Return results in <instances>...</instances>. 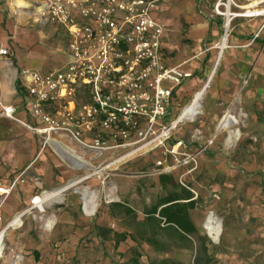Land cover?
<instances>
[{"label":"rangeland","instance_id":"obj_1","mask_svg":"<svg viewBox=\"0 0 264 264\" xmlns=\"http://www.w3.org/2000/svg\"><path fill=\"white\" fill-rule=\"evenodd\" d=\"M22 1L27 9L19 7L17 0H0V9L12 12L16 18L23 15L24 22L19 26L25 29L27 34L41 35L40 44L43 43L47 49L62 56L67 46L65 34L55 31L53 26H44L37 22L36 3L42 0ZM218 2L219 0L214 6L207 7L209 13L201 14L204 21L221 22L217 42L210 40V36L206 37L198 43L202 50H198L197 54L191 51L186 55V62L177 66L184 69L186 65L197 62V73L194 77L204 81L214 70L217 47L224 38V18L217 16L215 12ZM235 2L239 7L225 1V5L231 7L232 13L244 14L245 8L250 4L249 0ZM29 4L32 7H29ZM162 5L163 3L156 12L158 16L162 13ZM254 20L256 19L238 18L231 23L228 49L225 50L213 76L214 80L222 73L235 74L239 64L243 65L244 61V64H249L242 84L243 88H250L251 92L246 111L236 107L229 113V121L234 123L232 131L240 134L237 141L215 145V138L209 131H204L203 123L209 120V115L203 109L195 118H187L171 129L182 110L192 103L194 95L191 94L179 101L177 110L168 120L165 117L156 126L153 136L144 140H133L130 146L111 150L100 160L94 159L93 153L84 152L77 145L91 167L78 170L70 181L80 182L79 185L64 193L62 197L44 204V212H41L38 206L33 208L35 205H32V200L53 193L55 189L46 192L37 187L30 199H26V196L24 199L19 192L0 197V209L11 201L20 205L19 214L28 211L16 228L8 230L0 264H5L6 260L15 256L14 252L27 251L26 247H23L25 241L27 245L31 242L38 244L36 240H39L38 236L42 234L43 225L39 220L50 217L58 206L70 210L80 205V192L89 195L85 189L99 197L98 208L91 217L94 222L98 221L105 231L136 233L133 220L123 219L121 216L110 218L108 207L114 203H126L136 212L138 221L143 220L144 209L164 195L159 185L160 175L172 176L180 188L191 192L197 202L195 211L202 217L203 225L210 214L222 222L223 234L218 243H214L206 235L203 226L198 228L200 235L206 239L208 254L213 259L212 264H264V33L260 39L254 40ZM158 21L166 33L165 23ZM188 31L189 26L183 24L178 42L188 49H195L196 43L189 37ZM241 32L244 35H241ZM233 37L244 39L243 44L232 47ZM207 55L210 57L204 61ZM59 65L56 67L60 68L64 64ZM251 76L252 83L249 81ZM81 99L86 101L84 97ZM43 150L44 148L40 153H43ZM52 172L56 173L54 169ZM30 179L35 184L39 183L36 182L35 176ZM12 221L13 217L9 220L2 218L0 229H4ZM92 235V238L83 237L78 243L76 258L72 259L71 264H131V250L134 246L126 253H121L113 242L95 241L96 235L93 231ZM108 236L110 237V233L104 234V238ZM51 244L49 243L50 246ZM168 244L170 251L163 254H157L143 245L139 249L143 255L141 264H151L164 259L179 264H196L199 260V243L180 244L175 240H168Z\"/></svg>","mask_w":264,"mask_h":264},{"label":"built area","instance_id":"obj_2","mask_svg":"<svg viewBox=\"0 0 264 264\" xmlns=\"http://www.w3.org/2000/svg\"><path fill=\"white\" fill-rule=\"evenodd\" d=\"M219 0L217 16L224 18V38L238 18L264 20V0L252 17L232 13ZM163 0H42L36 3L37 22L66 36L67 60L47 73L23 70L20 86L26 93L23 108L38 125L16 118L17 109L2 107V116L40 137L43 148L54 135H64L96 160L107 152L130 146L155 134L166 117L176 87L191 77L169 68L162 56L163 25L155 14ZM27 9V8H25ZM225 9V11H224ZM264 23L255 34L260 39ZM223 38V39H224ZM1 58L10 57L7 49ZM82 97L86 101H82ZM21 178L5 189L9 196ZM2 218L0 217V223Z\"/></svg>","mask_w":264,"mask_h":264},{"label":"crops","instance_id":"obj_3","mask_svg":"<svg viewBox=\"0 0 264 264\" xmlns=\"http://www.w3.org/2000/svg\"><path fill=\"white\" fill-rule=\"evenodd\" d=\"M216 1L163 0L162 13L159 16L155 14V17L157 20L163 21L167 27L162 39V56L167 67L179 68L177 66L186 62V55H189L191 51L197 54L198 50H202V46L198 43H201L206 37L210 36V40L217 42L216 38L220 34L221 22L219 20L204 21L201 15L202 13H209L207 7L214 6ZM29 7L32 6L29 4ZM14 15L10 11L6 12V10L0 9V50L7 49L10 53L8 58L0 57V187L9 189L15 180L20 177V182L17 183L10 194L19 192L24 199L25 196L26 199H30L37 187L46 192L54 189L56 191L72 182L70 180L75 177V173L83 169L79 163L62 151V147L73 148L83 159L84 155L83 151L64 135H54L51 143L44 148L43 153H40L43 148L40 137L31 133L20 123L2 116V107L12 106L17 109L16 118L20 122L37 126L38 123L23 108L26 93L21 86L20 89L18 87V82L21 81L20 74L23 70L47 73L58 68L57 65L64 64L67 60V48L64 49L62 56L55 54L54 51L47 49L43 43L40 44L41 35L39 36L38 33L35 35L27 34L26 30L19 26L24 22L23 15L20 14L19 18ZM263 21L262 19L254 20L252 28L255 32L253 31V33L260 29ZM183 24L189 26L188 35L191 39H194L195 49H188L178 42ZM55 31L60 30L55 29ZM241 35H244L243 32H241ZM243 41L244 39L238 37L234 39L233 37L231 45L232 47L240 45L243 44ZM209 57L207 55L204 61ZM244 63L237 66L238 70H235V74L222 73L212 80L213 82L209 87L211 90L209 92L208 89L204 101L201 102V106L203 105L201 109L209 115V120L203 123L205 126L204 131L205 133L209 131L212 137L215 138V145H223L225 142L230 144L240 137L238 133V138H230V133L234 132L232 131L233 122L229 121L227 127L225 126L226 128L221 130L219 124L236 107L246 111L251 92L250 88H243L242 86L245 78L244 73L249 65ZM197 67L198 64L194 61L186 65L184 69L179 68L183 73L191 75V78L184 80L174 90L166 114L167 120L177 110L181 99L186 95H194L207 82L208 79L204 81V79L194 77L197 73ZM249 81L252 83V76ZM229 118L231 120L230 116ZM53 169L56 173L52 172ZM31 176H35L37 178L36 182L39 183H33L30 179ZM85 190L89 195L95 196V201L87 204L88 209H92L94 203L97 204L99 197L95 193L89 192L88 189ZM91 195L87 199L88 201H90ZM81 199L82 203L78 204L80 207L77 205L70 210L57 209L50 217L40 219L39 221L43 225L41 226L42 234L38 236L39 240H36L39 243L31 242L30 245H27L25 241L23 247H26L27 251L14 252L15 256L4 263L71 264L72 259L76 258L78 243L83 237L89 236L92 238L93 227L99 225V222H94L91 219L92 215L86 212L85 201L83 198ZM32 205H35L33 208L37 206L33 204V200ZM19 210L20 205L17 202L8 201L0 209V217L3 220H9L10 217H13L14 220L20 215ZM191 216L197 229L203 226V219L196 211H193ZM50 219L54 220V225L52 222L46 223ZM77 227L83 229L79 230ZM98 240L95 238V241ZM49 243H52L51 246ZM129 247L127 244H122L119 247V252L126 253Z\"/></svg>","mask_w":264,"mask_h":264},{"label":"trees","instance_id":"obj_4","mask_svg":"<svg viewBox=\"0 0 264 264\" xmlns=\"http://www.w3.org/2000/svg\"><path fill=\"white\" fill-rule=\"evenodd\" d=\"M20 89V82H18ZM159 185L164 195L158 197L155 202L146 207L143 211V220L138 221L136 212L126 203H114L108 207V215L112 219L121 216L123 219L134 221L135 231L133 232H112L105 231L103 226L96 225L93 227V233L101 241H111L115 248L119 249L122 244H127L133 257L131 264H141L143 255L139 251L143 245L153 250L155 253H168L170 246L168 240H175L180 244L199 243L197 249L199 260L196 264H212L213 259L208 254L206 239L203 238L194 221L192 212L195 211L197 202L194 200L191 192L180 188L172 176L160 175ZM56 209H62L58 206ZM110 233V237L104 238V234ZM104 238V239H103ZM151 264H179L168 259Z\"/></svg>","mask_w":264,"mask_h":264},{"label":"bare ground","instance_id":"obj_5","mask_svg":"<svg viewBox=\"0 0 264 264\" xmlns=\"http://www.w3.org/2000/svg\"><path fill=\"white\" fill-rule=\"evenodd\" d=\"M260 1L261 0H249L250 4L246 7V9H250L251 10L249 13L252 14V17H256L260 13V11L256 9L261 4ZM17 4L21 8L26 6L25 3L22 0H17ZM217 48H218V55H217V61L215 63L214 70L212 71L211 75L209 76V78H208L207 82L204 84V86L199 91H197L194 94L192 103L182 110V112L180 114V117L171 126V129L176 128L185 119H187V118H191V119L195 118L196 116H198L201 113V108H202L201 102L204 101V98H205V96L207 94V91H208V89H209V87L211 85V82L213 80V76H214V74H215V72L217 70V67L219 66L220 60H221L222 56H224L223 54H224L225 50L228 49L227 38H224L222 40V43L220 45H218ZM229 120H230L229 115H226L221 120V122L219 124V129L221 130L222 128H226L228 123H229ZM229 128H230V126H229ZM232 137L238 138L239 137L238 132L237 131L236 132L235 131L231 132L230 133V138H232ZM61 149L69 157H71L73 160H75L77 163H79L80 166H82L83 168H90L91 167V165L87 162V160L85 161L83 158H81L76 153V151L73 148L62 147ZM79 183L80 182H72L69 185H67L66 187H64L62 189H59V190H57V191H55L53 193L44 194L42 197H36V198L33 199V204H36L37 206H39L40 211L44 212V204H46V203H48V202H50V201H52L54 199H58V198L62 197V195L64 193H66L67 191H69L72 188H75L77 185H79ZM80 195H82V198L85 201L84 203L86 204L85 205L86 206V208H85L86 212L88 214H90V215H93L96 212V210L98 208V205L96 203H94V205L92 206V209H88V205L87 204L93 203V201H95V196L91 195L92 197H90V199H89L90 201H88L87 199L89 198L90 195L89 196L85 195V194H83V192H80ZM26 213L27 212L21 213L12 222H10L4 229H2L0 231V259L3 257L4 241H5V238H6L8 230L10 231V229L16 228L18 226V223L20 222V220H22L23 216H25ZM50 222H52L53 225H54V220L50 219L47 223L49 224ZM221 223L222 222H220L213 214H210L208 216L207 220L205 221L204 225H203V229H204L206 235L214 243H218L220 238H221V236H222V234H223V227H222Z\"/></svg>","mask_w":264,"mask_h":264}]
</instances>
